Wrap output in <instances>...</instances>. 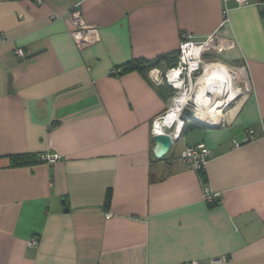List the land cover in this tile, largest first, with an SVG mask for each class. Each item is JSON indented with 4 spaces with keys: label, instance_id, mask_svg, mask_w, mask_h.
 <instances>
[{
    "label": "crops",
    "instance_id": "1",
    "mask_svg": "<svg viewBox=\"0 0 264 264\" xmlns=\"http://www.w3.org/2000/svg\"><path fill=\"white\" fill-rule=\"evenodd\" d=\"M77 1L0 0V264H264V3L82 0L101 40L80 50L67 15ZM215 31L229 48L206 60L244 95L218 127H190L157 157L154 120L175 90L117 70ZM200 143L205 179L181 158Z\"/></svg>",
    "mask_w": 264,
    "mask_h": 264
},
{
    "label": "built area",
    "instance_id": "2",
    "mask_svg": "<svg viewBox=\"0 0 264 264\" xmlns=\"http://www.w3.org/2000/svg\"><path fill=\"white\" fill-rule=\"evenodd\" d=\"M240 6L248 4L249 0H235ZM81 2L82 0H78L72 9L67 12V15L71 21L70 34L72 35L76 45L80 50H83L89 46L97 44L101 40L100 32L97 27L90 26L85 21L82 12H81ZM228 10H225L226 20H227ZM55 17H60L59 15H55ZM225 20V21H226ZM229 48L228 39L220 34L217 31L209 34L204 40L197 41L194 40L190 33H184L182 35V39L180 42V46L178 49L176 64L168 67L166 70L162 71L159 68H152L149 70L150 77L159 84H168L172 86L175 90V93L172 97V103L169 108L161 115H159L153 124V135L169 133L171 134L173 141L181 136L183 128L186 124L184 120L181 119L180 128H176L177 122L173 121L170 123V126L165 125V120L169 116L170 110L173 108L177 99H179L182 95L187 94L186 104L182 107L180 113L183 112L184 108H190L192 104L189 103L191 95L193 91L194 85H199L200 79L204 76L207 69L210 65L221 62H209L205 58V54L207 53H223ZM17 53L20 56H24V51L22 49H17ZM223 64V63H222ZM225 65V64H224ZM226 66V65H225ZM118 71V70H117ZM240 90V94L242 95V89ZM238 90V91H239ZM240 95V96H241ZM241 97L235 99L232 103H237ZM231 102H227L225 107L232 104ZM223 108L221 111L223 112ZM195 110V108H193ZM181 115V114H180ZM225 115L221 121H224ZM195 116V115H194ZM215 123L219 124L221 123ZM161 127L163 131L159 130L158 127ZM253 133V130L250 131ZM236 146L239 144L236 143ZM157 155V154H156ZM211 156V150L205 143H200L196 145H187L182 152L181 158L184 163L189 166H192L196 170H205L207 162ZM42 161L45 162H55L59 155L52 153H44L40 155ZM204 184L203 191V199L207 202H215L216 199L219 198L220 192L214 191L210 188L206 183ZM110 215V213H107ZM31 245H35L36 241L31 240ZM199 264V263H194Z\"/></svg>",
    "mask_w": 264,
    "mask_h": 264
},
{
    "label": "bare ground",
    "instance_id": "3",
    "mask_svg": "<svg viewBox=\"0 0 264 264\" xmlns=\"http://www.w3.org/2000/svg\"><path fill=\"white\" fill-rule=\"evenodd\" d=\"M199 83L197 94L193 100L195 105L194 115L201 122L218 123L222 119L210 114L211 110L216 106L225 105L227 102L232 103L240 96V90L238 91L234 86L232 72L224 64L215 63L209 66ZM187 98V94H185L176 100L165 120L166 126H170V123L175 121L178 124L176 128H180V112L186 104ZM158 128L163 131L160 126ZM157 151H159V148H157Z\"/></svg>",
    "mask_w": 264,
    "mask_h": 264
},
{
    "label": "trees",
    "instance_id": "4",
    "mask_svg": "<svg viewBox=\"0 0 264 264\" xmlns=\"http://www.w3.org/2000/svg\"><path fill=\"white\" fill-rule=\"evenodd\" d=\"M257 1H258V3H264V0H257ZM177 54H178V51L173 56H167V55L166 56L165 55L158 56L153 61H147L144 59L130 61V62H127L123 68H120V70H118L119 71L118 73L121 74L127 70H131V71L137 70V71L142 72L144 74H148L149 70H151L152 68L157 66L159 60H161L163 57L170 58V60H171L170 66H173L176 64ZM204 126H205L204 124L199 123L195 120H187V122L183 128L182 133L190 127H204ZM10 157H11V162L14 165H22V164L34 161L36 159V157L34 155H30V154H14V155H11ZM38 159L41 160L40 156L38 157ZM199 173L201 174L202 178L205 179V170H200ZM111 195H112L111 191L109 190L107 192V197H106L107 205L110 203Z\"/></svg>",
    "mask_w": 264,
    "mask_h": 264
},
{
    "label": "water",
    "instance_id": "5",
    "mask_svg": "<svg viewBox=\"0 0 264 264\" xmlns=\"http://www.w3.org/2000/svg\"><path fill=\"white\" fill-rule=\"evenodd\" d=\"M180 118L185 122H187V120H195L211 128H215L219 126V124L201 122L194 116V110L188 107L184 108L183 112L180 115ZM154 140L157 148H159V151L156 150L157 157L164 156L169 151V149L171 148L174 142L171 134L169 133L157 134L154 136Z\"/></svg>",
    "mask_w": 264,
    "mask_h": 264
},
{
    "label": "rangeland",
    "instance_id": "6",
    "mask_svg": "<svg viewBox=\"0 0 264 264\" xmlns=\"http://www.w3.org/2000/svg\"><path fill=\"white\" fill-rule=\"evenodd\" d=\"M218 56H215V55H212V56H208V60L209 59H216ZM206 58V57H205ZM209 62H219V61H216V60H209ZM236 81H237V74H236V79H235ZM237 83V82H236ZM236 83H235V86L238 88V85H236ZM198 86L199 85H194V87H193V91H192V93H191V95L190 94H188V96H190L191 97V99H190V101H189V103L190 104H192V106L190 107V108H195V105H194V102H193V100H194V98H195V96H196V94H197V90H198ZM240 88V87H239ZM242 92H243V94L241 95V96H239V97H242L243 95H244V91L242 90ZM240 100H238V102H239ZM237 102V103H238ZM236 104L235 103H232V104H230V105H228L227 107H225V108H223L225 105H222V106H216L215 108H213L212 110H211V113L210 114H212V115H214V116H216L218 119H223V117H224V114L225 113H227L228 112V110H230L232 107H234ZM221 108H223V112L221 111ZM218 122H220V121H218Z\"/></svg>",
    "mask_w": 264,
    "mask_h": 264
}]
</instances>
